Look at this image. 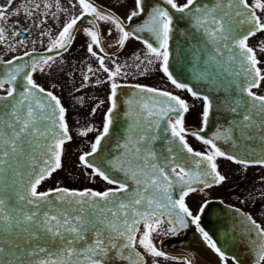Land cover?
Returning a JSON list of instances; mask_svg holds the SVG:
<instances>
[{
  "label": "snow or ice",
  "instance_id": "6c2138e0",
  "mask_svg": "<svg viewBox=\"0 0 264 264\" xmlns=\"http://www.w3.org/2000/svg\"><path fill=\"white\" fill-rule=\"evenodd\" d=\"M68 2L71 4L72 0ZM12 3L13 0H7V5L0 7V44H6L13 51L15 46L6 34L11 16L20 15L23 9L29 21H33L35 15H51L58 19L57 14L51 12L53 5L47 0H30L32 7L26 8L22 3L9 13ZM77 3L81 14L72 16L64 24L47 46V52L62 54L75 39L74 29L78 22L85 16L94 17L88 21L93 28L84 30L91 41L87 51L99 61L100 69L107 73L111 82L110 107L105 113L102 130L93 127L77 130L81 137L98 132L90 151L79 156V163L91 170L90 179L94 181L99 177L111 187L97 191L72 190L58 185L40 190L41 185L63 167L65 144L73 139L61 100L33 78L36 72L50 69L56 63L57 55L25 62L34 55V52L25 51L6 63L0 60V64H4L0 78V92L3 93L0 95V264H147L146 257L165 256L154 243V234H176L178 227H187L185 217L190 218L208 246L227 264L228 258L201 227L200 215H193L185 198L198 191L196 184L212 187V182H224L225 177L217 169V158L245 168L253 163L242 159L240 154L233 156L222 151L216 143L218 140L224 139L236 146L233 135L237 134L242 141H259L261 158L255 163L264 166V94L254 91L264 82V68L261 67L264 61L257 55L264 53V40L256 47L249 45L252 37L264 33V0H252L251 3L249 0H185L183 4L178 0H162L166 6H154L142 27L136 28L135 32L126 30L123 21L112 13L105 14L91 0H77ZM55 7L58 11H67L61 8L59 0ZM173 10L183 14L206 45H212L201 75L212 76L213 82L220 79L225 92V110L236 117L225 132L218 130L211 138L201 135L207 131L213 107L211 100L179 83L169 71ZM144 15V0H135L129 22ZM96 21L115 26L120 48L129 39H137L144 45L147 50L144 58L135 56L140 62L135 65L136 71L146 74L147 68L141 65L158 63L177 89L203 100L198 131L189 132L185 127L184 116L189 112V104L184 99L156 88L126 85L138 90L126 102L130 118L126 133L116 142L113 154L103 164H95L89 159L101 151L102 141L110 135L113 112L117 108V89L125 86L116 83V77L128 75L122 71L125 66L115 61L114 70H110L105 59L93 50L95 46L103 52ZM46 23V19L33 22L38 28H43ZM29 31L30 28L15 30L11 36L21 37ZM136 33L150 34L156 44ZM112 34L109 30L108 35ZM41 35L50 33L45 28ZM19 44L24 45L25 41L21 39ZM199 55L196 52L194 59L198 60ZM212 68L216 69L215 74ZM87 71L95 72L91 66ZM89 79L85 74V86ZM144 93L150 95L144 96ZM95 111L93 108V115ZM188 136L207 146L205 152L195 151L186 139ZM254 151L247 150L246 154L251 155ZM174 192L177 198H174ZM205 207L207 203L201 206L200 213ZM240 214L255 235L257 264H264V227L251 215Z\"/></svg>",
  "mask_w": 264,
  "mask_h": 264
},
{
  "label": "flooded vegetation",
  "instance_id": "af4514ba",
  "mask_svg": "<svg viewBox=\"0 0 264 264\" xmlns=\"http://www.w3.org/2000/svg\"><path fill=\"white\" fill-rule=\"evenodd\" d=\"M37 2H41V0H37ZM47 2L53 5L51 12H55L58 19H54L51 15L47 17L35 15L33 21H29L24 15L23 9H21L20 15L10 17L7 23L9 31L6 34L10 43L15 46V50L9 49L6 44H0V60L6 63L15 56L23 55L25 51L34 52L33 57L26 58L25 62H29L31 59L39 61L42 56L57 55L55 52H47V46L58 36L64 24L72 16L81 14V10L77 0H72L71 4L68 0H59L61 8L66 9V12L56 9V0H47ZM91 2L105 14H114L123 21L125 29L131 32L142 27L144 20L147 19V17L143 18L135 24L129 22L128 16L135 9V0H91ZM184 2L185 0H178L180 4ZM251 2L252 0H249V3ZM22 3L26 8L33 6L30 0H13L9 13L17 10ZM73 4L76 6L73 7ZM6 5L7 0H0V7ZM145 5L144 3V7ZM41 11H43V3H41ZM257 14L261 15L259 12ZM41 19L47 20L43 28L34 26L33 22L39 23ZM93 19L94 17L85 16L83 20H80L74 29L75 39L71 46L62 54L57 55L56 63L50 69L46 68L43 73L38 71L33 77L40 86L52 91L61 100L66 109V121L73 137L71 142L65 144V153L62 159L63 167L58 170L60 172H55L50 179L41 185V191L55 188L58 185L72 190L93 189L97 191L111 187L99 177H95L94 181L90 179L91 170L83 168L79 163V156L90 151L91 143L94 142L98 132L94 131L86 137H81L77 135V130L87 127L102 130L105 113L110 107L111 82L107 73L100 69L99 61L87 51V46L91 41L84 34V30L93 28V25L88 23ZM96 27L101 36L103 52L95 46H93V50L97 52L98 56L105 59V65L110 70H114L113 61H115L117 64L124 65L122 71L128 73L126 77L123 75L116 77V83L125 86L117 89V108L113 112V125L110 129V135L106 137V158L113 154V147L126 133L130 122L126 102L138 90L126 85L139 84L179 96L189 104V112L184 116L187 130L195 132L201 128L203 100L193 97L186 90L177 89L160 70L158 63L141 65V67L147 68L146 74L136 71L135 65L140 62L135 60V56L138 54L142 59L144 58L147 51L144 45L137 39H129L125 46L120 48L116 39L119 33L115 30L114 25L96 21ZM24 28H30V31L21 37L12 38V31ZM45 28L50 35H41ZM109 30L113 33L111 36L108 35ZM136 35L142 39H149L154 45L156 44L148 33H136ZM21 39L25 41L24 45L19 44ZM262 40H264V33H258L249 40V45L256 47ZM257 55L261 61H264V53L258 52ZM17 63L21 62L17 61ZM89 66L95 70L94 73L87 71ZM261 67L264 68V64ZM3 70L4 64H0V78H2ZM85 74L90 77L87 86H85L84 81ZM254 91H257L258 94H264V82H262L260 89H254ZM0 95L3 93L0 92ZM142 95L148 96L150 94L144 93ZM81 98H83V103H81ZM97 105L99 107H96ZM93 108H96L94 115L92 114ZM186 139L195 151L205 152L207 146L195 137L188 136ZM157 146H159V142ZM216 163L218 171L225 177L224 182L219 184L212 182V187L194 185L198 191L187 196L185 203L193 215H200L201 227L208 232L221 250L226 248L224 245L227 243V248L241 252L239 263L225 254L228 258L227 264H257V253L253 244L255 235L250 231L244 216L240 213L251 215L264 227V166H260L254 161L251 166L245 168L241 164H236L222 157L217 158ZM174 198H177L175 192ZM204 203H207V207L204 208L203 213H200V208ZM185 220L187 227H178L174 235L170 233L154 234V243L159 250L165 253V256L146 257L147 264H154V262L155 264H188V262L190 264H210L193 251L195 248L210 250L217 257L219 263L225 264V261L208 246L199 230L191 223L190 218L185 217Z\"/></svg>",
  "mask_w": 264,
  "mask_h": 264
},
{
  "label": "water",
  "instance_id": "95a60500",
  "mask_svg": "<svg viewBox=\"0 0 264 264\" xmlns=\"http://www.w3.org/2000/svg\"><path fill=\"white\" fill-rule=\"evenodd\" d=\"M144 3L146 4L145 15L133 18L131 23L135 24L140 22L141 19L146 18L147 13H149L154 6H166L163 5L162 0H144ZM173 18L174 31L169 42V71L172 73L173 78L179 83L188 85L199 96H208L211 100L213 107L209 115L207 131L201 133L202 136L211 138L216 135L218 130L222 133L225 132L236 117L233 113L225 110V92L222 90L223 84H221L220 79L217 78L216 81L213 82L212 76L201 75V73L205 71L206 65L204 61L207 60L208 53L212 51V45L205 44L204 38L191 27L183 14L175 13L173 10ZM196 52L200 53L198 60L194 59ZM212 72L215 74L216 69L212 68ZM233 139L236 140V146H233L230 141L225 142L224 139L218 140L216 143L218 147L227 154L233 156L240 154L242 159H248L252 162L258 161L261 158L262 146L259 141H242L238 139L237 134L233 135ZM105 147L106 138L105 141H102L101 151L98 152L95 157H90L89 159L95 164H103L106 159ZM251 149L255 151L251 155H247V150ZM224 246H226V248L221 251L231 256L234 261L239 263L241 260V258H239L241 252L233 248H227V243ZM193 251L210 264H222L219 263L217 257L210 250L195 248Z\"/></svg>",
  "mask_w": 264,
  "mask_h": 264
},
{
  "label": "rangeland",
  "instance_id": "374dc122",
  "mask_svg": "<svg viewBox=\"0 0 264 264\" xmlns=\"http://www.w3.org/2000/svg\"><path fill=\"white\" fill-rule=\"evenodd\" d=\"M58 172H60V171H58Z\"/></svg>",
  "mask_w": 264,
  "mask_h": 264
}]
</instances>
